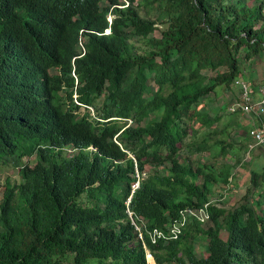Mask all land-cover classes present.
<instances>
[{
  "label": "trees",
  "instance_id": "trees-1",
  "mask_svg": "<svg viewBox=\"0 0 264 264\" xmlns=\"http://www.w3.org/2000/svg\"><path fill=\"white\" fill-rule=\"evenodd\" d=\"M263 58L264 0H0V165L19 177L0 199V264H148L146 251L155 264H264V149L243 161L239 92L212 108ZM239 166L248 184L226 211ZM216 196L178 239L145 233Z\"/></svg>",
  "mask_w": 264,
  "mask_h": 264
},
{
  "label": "rangeland",
  "instance_id": "rangeland-1",
  "mask_svg": "<svg viewBox=\"0 0 264 264\" xmlns=\"http://www.w3.org/2000/svg\"><path fill=\"white\" fill-rule=\"evenodd\" d=\"M152 16V15H151ZM111 17H109L110 20ZM152 37L159 39L160 38V31L159 29L154 32V34L152 35ZM242 79L245 82H249V84L251 83L252 88L254 89V92H257V88L261 85L264 84V58L263 59H256L255 61L249 63L246 62L244 63V65L242 66ZM235 88V87H234ZM232 87L231 92H225L223 90V88H219L217 90V95L213 96V103H212V108H216L219 109L222 105H226L229 104L233 99L237 98V88L234 89ZM257 98V96H255ZM202 108V107H201ZM223 114V113H222ZM231 120L230 117H227V115H225V117L222 118V122L219 125V129H222V126H224L226 123H229ZM249 122H251V117L250 116H246V115H242V117L239 120V128H234V130L236 131V134L238 136H245L246 134L244 133V127L246 126V123L248 124ZM243 126V127H242ZM127 127V126H126ZM195 128H199V126H196ZM248 128V126H247ZM263 151L260 148H256L255 150H253V152L251 153H247V152H243V161L245 163H248V165L250 164V162L252 161V159L254 160V158L258 159L260 154ZM205 155H209V152H206ZM201 156H192V159L195 158H200ZM261 160V159H259ZM23 161L28 162L29 159L25 158L23 159ZM31 165H35L36 161L34 158L31 159ZM247 165V166H248ZM247 166H245V168H241L240 166L235 168L234 171H232V175H233V185H231L228 189V187H226L228 190L226 197L222 198L220 201H217V206L220 208L225 209L226 211H231L233 208H235L240 200V198L243 196V194L245 193V189L246 186L248 184V180H249V173H248V169ZM149 166L147 167V170H149ZM18 168L17 167H13L11 164H7V165H0V199L2 196V190H3V186L5 183V180L8 178L10 181H18L19 177H18ZM141 176V175H140ZM262 190V188H260ZM224 190L220 188L219 189V193L224 194ZM216 198H218V196L214 197V202L217 200ZM220 199V198H219ZM221 238L223 241L227 240V234L222 233L221 234ZM202 249H200L199 254L201 256H205L206 254V243L202 244ZM149 264V263H148Z\"/></svg>",
  "mask_w": 264,
  "mask_h": 264
},
{
  "label": "built area",
  "instance_id": "built-area-1",
  "mask_svg": "<svg viewBox=\"0 0 264 264\" xmlns=\"http://www.w3.org/2000/svg\"><path fill=\"white\" fill-rule=\"evenodd\" d=\"M112 18H110V21ZM110 33V30H106V34ZM234 87L237 88L241 98L240 101L236 104H233L229 108L230 112H235L238 109L241 110V113L251 117V122L248 123L250 130L248 131L249 137L252 139L253 143L249 145V151L255 150L256 148L264 149V84L257 88V92H254V89L243 79H238L234 83ZM257 96V98L255 97ZM254 116H261L262 120L253 119ZM132 124V120H129V126ZM139 188V182L133 185L132 195ZM131 198L129 199L130 203ZM215 203L211 201L206 204L205 208L199 211L185 210L180 212L179 219L174 221L169 225L167 230L161 232L154 230L150 232L146 230L145 233L149 236L153 244H156L160 239H170L176 240L182 233V229L186 226L185 223L189 219H195L201 223H206L209 220V215L207 209L211 204ZM133 214L129 212V217L135 226L137 232L139 233V240L144 241V232L142 233L143 226H137L133 220ZM147 252V259L151 257L150 253Z\"/></svg>",
  "mask_w": 264,
  "mask_h": 264
},
{
  "label": "bare ground",
  "instance_id": "bare-ground-1",
  "mask_svg": "<svg viewBox=\"0 0 264 264\" xmlns=\"http://www.w3.org/2000/svg\"><path fill=\"white\" fill-rule=\"evenodd\" d=\"M148 263H149V264H155V262H154V260H153L152 257H149V258H148Z\"/></svg>",
  "mask_w": 264,
  "mask_h": 264
},
{
  "label": "clouds",
  "instance_id": "clouds-1",
  "mask_svg": "<svg viewBox=\"0 0 264 264\" xmlns=\"http://www.w3.org/2000/svg\"><path fill=\"white\" fill-rule=\"evenodd\" d=\"M107 30H110V29H107ZM107 34H109V33H107Z\"/></svg>",
  "mask_w": 264,
  "mask_h": 264
},
{
  "label": "crops",
  "instance_id": "crops-1",
  "mask_svg": "<svg viewBox=\"0 0 264 264\" xmlns=\"http://www.w3.org/2000/svg\"><path fill=\"white\" fill-rule=\"evenodd\" d=\"M263 150V149H262Z\"/></svg>",
  "mask_w": 264,
  "mask_h": 264
}]
</instances>
